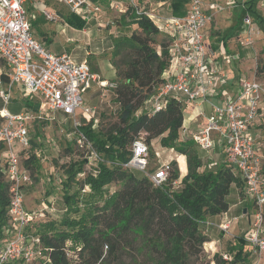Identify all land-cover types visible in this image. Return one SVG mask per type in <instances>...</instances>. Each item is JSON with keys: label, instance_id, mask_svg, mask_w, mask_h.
<instances>
[{"label": "built area", "instance_id": "1", "mask_svg": "<svg viewBox=\"0 0 264 264\" xmlns=\"http://www.w3.org/2000/svg\"><path fill=\"white\" fill-rule=\"evenodd\" d=\"M29 1L0 0V63L4 69L2 74L7 78L5 89L0 90L3 105L0 142L4 146L0 158L3 162L1 173L9 184V222L3 228L5 238L0 247V264L19 261L30 264L36 260L48 263L39 239L32 237L30 241L26 236L28 226L42 217V214L28 212L23 201V187L30 182V174L21 167L19 155L29 146V125L46 114L60 113L70 119L76 131L75 143L89 153L86 162L95 160L92 174L96 175L101 159L87 138L78 132L77 127L82 123L76 114L79 112V117L86 124L90 123L92 120L87 115L93 111L83 106L82 95L93 86L102 90L116 88L115 84L108 85L93 73L86 61L78 62L67 53H52L38 43L32 35L25 8ZM56 1L85 22L92 19V14L100 12L94 0ZM204 2L190 0L184 16H156L160 22L158 28L161 26L170 38V66L163 71L162 83L144 105L149 113H154L163 109L170 99L181 103L184 110L189 111L188 120L193 126L182 125L179 137L192 141L202 152L218 147L223 163L242 180L243 194L251 198L254 213L244 241L250 257L261 258L264 256V159L260 154L261 144L252 130L264 118V84L240 76L233 86L235 90L229 87L231 58L226 56L223 45L214 44V48L204 37L203 31L211 20L208 11L214 9V5ZM43 14L49 21L56 20L53 14L44 11ZM143 14L157 22L149 14ZM245 21L249 23L248 18ZM15 86L27 97L40 101L36 112L26 110L11 115L5 109ZM130 151L131 157L122 165L123 169L143 173L154 187L166 182L171 170L169 163L148 173L149 146L144 141L137 138ZM178 184L179 180L172 183L173 186ZM232 221L235 218L220 224L221 232L228 233Z\"/></svg>", "mask_w": 264, "mask_h": 264}, {"label": "trees", "instance_id": "2", "mask_svg": "<svg viewBox=\"0 0 264 264\" xmlns=\"http://www.w3.org/2000/svg\"><path fill=\"white\" fill-rule=\"evenodd\" d=\"M189 3L190 0H171L172 16H184ZM246 10L253 12L252 7H246ZM127 12L129 14L122 18V22L129 19L126 25L136 29L122 42L133 56L125 69L117 73L120 84L113 89L119 104L118 122L102 136L93 131L92 121L86 124L83 120L77 127L101 161L97 164L98 173H89L82 180L90 191L84 201L76 192L69 194V185L76 181L86 161L69 163L62 187L66 216L58 224L55 221L42 223L33 234L40 241L48 260L46 264H103L109 257L117 256L122 241L128 245L139 237L143 247L150 249L147 254L154 252L158 256L155 264H187L191 257H199L202 245L209 242L199 228L200 223L207 217L225 214L230 208L227 197L236 180L233 170L223 162L213 170L204 169L192 141L182 146L173 145L184 121L181 103L170 99L158 112L146 110L136 115L163 81L161 76L169 57L170 38L163 35V40L158 43L155 40L159 35L157 24L134 8ZM61 18L75 30L81 31L86 25L71 13L63 14ZM120 44H116V50ZM262 69L264 72V67ZM0 81L7 82L4 74L0 75ZM24 106L37 111V106L32 108L27 101ZM142 133L146 134L148 146L160 137L162 147H169L185 157L186 175L180 179L176 162L171 161L166 182L154 187L147 177L137 178L131 171L123 169L122 165L131 157L132 143ZM3 150L0 142V157ZM34 158L31 156L24 162L26 169L39 168ZM2 164L0 158V240L5 238L3 228L8 220L9 204V184L1 173ZM177 180L179 184L173 186ZM115 182L120 184V189L107 195L106 189ZM238 182L241 190L240 177ZM70 215L78 217L71 218ZM237 242L232 249L231 261L226 262L222 255L214 254L212 262L252 264L247 261L250 255L243 238L239 237ZM67 251H77L75 260L67 257Z\"/></svg>", "mask_w": 264, "mask_h": 264}, {"label": "rangeland", "instance_id": "3", "mask_svg": "<svg viewBox=\"0 0 264 264\" xmlns=\"http://www.w3.org/2000/svg\"><path fill=\"white\" fill-rule=\"evenodd\" d=\"M204 1L214 5V9L208 11L209 15H211V20L203 31L205 39L213 44L224 42V51L226 56L231 58L230 66L235 77L239 75L244 78L255 79L264 84V72L262 69L264 67V0ZM51 3V8L57 14L70 13L66 6L56 0H51ZM94 3L99 6L100 12L90 16L92 19L89 20L83 29L85 31L67 32L65 35L56 37L52 45H45L44 48L52 53H67L78 62L86 61L93 73L107 82L108 85L115 84L118 87L120 81L117 78V73L125 69L126 63L133 56L127 45L122 44V42H124L125 37L136 29L135 26L126 25L129 19H125V23H123L122 18L129 14L127 10L131 8L136 9L138 13H147L155 19L159 15L161 17H169L172 15L171 0H95ZM246 7H252L253 12H248ZM28 11L31 12V9ZM42 16L45 22L56 23L59 26L63 24L61 19L55 15L56 20L54 21H49L44 15ZM245 18H248L249 23H246ZM156 24L160 25V22L157 20ZM160 28L159 35L155 37L158 43L163 40V35H167L161 26ZM135 32L139 33L137 30ZM119 43L121 44L116 50L115 46ZM156 49L158 51L159 48ZM169 61L170 57L167 59L164 70H168ZM3 72L2 63H0V75ZM229 75L231 80L233 76L231 73ZM4 89L5 85L0 81V90ZM13 90L11 92V100L5 106L9 113H22L25 101L30 103L32 108L36 106L39 108L41 103L38 99L27 97L21 89L18 92ZM82 98L83 106L93 111L87 117L92 120L95 133L102 136L117 124L119 104L113 89L102 90L92 87L82 95ZM2 107L0 100V109ZM28 110L33 111L31 108ZM145 111L144 105L136 115H140ZM79 115L80 113L78 112L76 116L80 123H83V119ZM183 116L184 122L182 125L186 128L192 127V123L188 120L189 111L183 110ZM75 132L71 120L60 113L43 115L41 119L34 120L28 127L30 143L26 150L19 155L21 167L26 169L24 162L33 156L35 157V164L39 168L33 171L26 169L30 174V182L23 187V201L28 212H33L35 215L42 214V217L28 226L26 230L27 240L31 241L30 238H36L33 234L37 226L47 221H55L58 224L66 216L62 201L64 192L62 187L64 185L63 182L66 181L67 167L69 163L81 161L86 156H89L86 150H81L77 147ZM254 133H256L255 136L261 144L260 154L264 159V118L261 119L260 125L255 129ZM139 138L146 143V134H140ZM159 140L160 137L152 140L149 144L148 173L151 174L161 165L175 161L180 178V175L185 174L186 159L178 155L173 149L162 147ZM186 142L179 137L173 145L182 146ZM192 146H194L196 153L200 157L204 169L213 170L219 163L223 162V156L220 154L218 147L209 152H202L194 143ZM15 148L17 147L15 146ZM94 161V159H89L82 167V172L77 175L76 181L69 185V194L76 192L81 201L86 200L87 195L90 193L89 188L83 185L82 180L85 175L92 173L95 167ZM131 172L137 178L144 176L143 173L138 171L133 170ZM234 176L236 180L232 184L227 197L230 209L225 214L224 219L232 220L235 218V221L231 222L228 233L221 232L219 229V224L223 221V218L218 216L207 217L203 223H200L199 228L209 239V242L202 245L201 255L199 257H191L187 264H214L212 262L214 254L222 255L224 260L226 257L225 261L229 262L233 257L232 249H235V244L238 243L239 237L243 238V240L247 238L249 234L248 221L254 212L251 198L246 193L243 194L242 189L240 190L239 176L236 172H234ZM119 189L120 184L118 182L112 183L106 189L107 195H111ZM244 209L247 210L245 215L243 214ZM70 217L74 218L78 217V215H70ZM7 219L6 224L9 222V216ZM148 237L150 238L151 235L148 234ZM3 244L4 239L0 240V247ZM121 244L122 246H120L117 256L115 258L109 257L103 264H155L158 259L154 252L147 254L150 249L143 247L140 237L132 240L128 245L123 241ZM244 244L249 251L246 242ZM34 245L37 244L34 243ZM38 248V246L35 248L36 251ZM103 251L105 253V247ZM76 252L67 251L66 255L69 259L75 260ZM247 261L252 264H264V256L261 258L248 256ZM30 264H41V262L36 260Z\"/></svg>", "mask_w": 264, "mask_h": 264}, {"label": "crops", "instance_id": "4", "mask_svg": "<svg viewBox=\"0 0 264 264\" xmlns=\"http://www.w3.org/2000/svg\"><path fill=\"white\" fill-rule=\"evenodd\" d=\"M206 5H210V4H208L207 3V1L206 2H204ZM45 5H46V7H45ZM48 6V7H47ZM51 6H52V3H51V0H30L27 4H26V10L28 11L29 9H31V12L30 11H28L29 12V14H28V12H27V15H28V19H29V21H30V24H31V26H32V28H31V31H32V35H33V37H34V39L38 42V43H40V44H42V45H46V46H50V45H52V43H53V41L56 39V37H58V36H61V35H65V34H67V32H83V31H85V30H81V31H79V30H75V29H73V28H71V27H69L67 24H65L64 23V21H63V19L61 18V15H63V14H61V13H59V14H57L56 12H55V10L53 9V8H51ZM46 8H47V10H46ZM43 11L44 12H49V13H51V14H54L56 17H58V18H60L61 19V22H63V24H62V26H59V25H57L56 23H49V22H45V19H43V16L42 15H44L43 14ZM66 14V13H65ZM160 16V15H159ZM91 20V19H90ZM85 24L87 25L88 24V22H85ZM64 25V26H63ZM86 25H85V27H86ZM84 27V28H85ZM86 33V32H85ZM68 40H70V39H68ZM68 40H67V42H68ZM218 46H221V45H223V48L225 49V44H224V42L223 41H221V42H218V43H216ZM55 54H60V53H57V52H55ZM230 68H231V66H230ZM231 75L233 76V78H232V80H230V82H229V87H233V86H235L236 85V79L237 78H239L240 76L238 75L237 77H235V75H234V72H232V68H231ZM230 76V75H229ZM4 85H5V83H4ZM94 87V86H93ZM234 88V87H233ZM21 88L20 87H18V86H15L14 87V90L13 91H15V92H18L19 90H20ZM234 90H235V88H234ZM3 108V107H2ZM6 109V108H5ZM7 110V109H6ZM26 110H28V109H26L25 108V106H24V111H26ZM8 111V110H7ZM23 111V112H24ZM9 112V111H8ZM19 113H21V112H19ZM19 113H10L11 115H18ZM260 122H261V120L257 123V124H255V126H254V128H253V130H252V133L255 135L256 133H254V131H255V129L258 127V125H260ZM88 124V123H87ZM92 126H93V123H92ZM92 126H91V128H92ZM185 158V157H184ZM186 161V160H185ZM186 172H187V170H186ZM186 172H185V174L184 175H180L181 177H180V179L183 177V176H185L186 175ZM230 209V208H229ZM228 212H229V210H228ZM227 212V213H228ZM247 213V210L246 209H244V211H243V214L245 215ZM226 214V213H225ZM225 214H222V215H220V216H218V217H220V218H223V221L222 222H220V224H222V223H224V221L226 220V219H224L225 217ZM250 220V219H249ZM219 224V225H220ZM248 226H249V221H248Z\"/></svg>", "mask_w": 264, "mask_h": 264}]
</instances>
